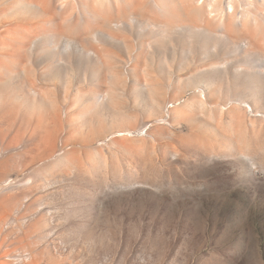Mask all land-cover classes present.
I'll use <instances>...</instances> for the list:
<instances>
[{"label": "rangeland", "instance_id": "obj_1", "mask_svg": "<svg viewBox=\"0 0 264 264\" xmlns=\"http://www.w3.org/2000/svg\"><path fill=\"white\" fill-rule=\"evenodd\" d=\"M248 1L239 0L241 10ZM78 15L84 18L79 7ZM229 50L222 73L186 77L182 96L173 93L177 74L167 67L178 55L150 53L154 75L170 87L155 115L145 108H153L145 87L131 89L133 61L124 53L123 104L104 103L105 128L90 120L87 142L80 131L68 146L64 132L47 156L25 153L24 144L2 149L8 171L0 172V185L12 182L0 190V259L22 249L36 264H264V61L248 58L262 73L255 82L253 72L234 71L243 59ZM80 65L83 77L90 62ZM212 81L222 86L223 111L240 107V118L209 125L193 112L191 123L167 116L177 98Z\"/></svg>", "mask_w": 264, "mask_h": 264}, {"label": "bare ground", "instance_id": "obj_2", "mask_svg": "<svg viewBox=\"0 0 264 264\" xmlns=\"http://www.w3.org/2000/svg\"><path fill=\"white\" fill-rule=\"evenodd\" d=\"M250 1L241 10L239 0H0V151L24 144L25 153L47 156L64 132L68 146L78 141L80 131L84 135L89 130L90 120L105 128V104H123L124 53L133 61L131 89L145 87L153 107L145 108L153 115L166 105L170 87L148 64L152 52L160 51L164 58L168 53L178 55L179 63L167 67L177 74L172 88L179 96L186 89L182 84L186 77L211 70L222 73V66L230 64V47L240 50L243 59L233 65L234 71L255 74L249 59L257 56L264 61V0L255 1V7ZM82 59L90 62L83 77ZM255 75V82L261 80L262 73ZM221 88L213 81L206 90L195 87L184 101L177 98L180 102L170 107L177 109L167 116L191 123L193 112L209 125L223 122L227 115L240 118V107L223 111ZM206 91L208 97L203 99ZM263 104L259 100L258 105ZM14 124L17 129L12 132ZM85 138L80 140L87 142ZM6 171L8 166L0 162V172ZM11 182L1 184L0 190ZM10 210L1 213L7 217ZM5 234L0 233V246ZM17 252V256L5 253L0 264H31L35 259L30 250Z\"/></svg>", "mask_w": 264, "mask_h": 264}, {"label": "built area", "instance_id": "obj_3", "mask_svg": "<svg viewBox=\"0 0 264 264\" xmlns=\"http://www.w3.org/2000/svg\"><path fill=\"white\" fill-rule=\"evenodd\" d=\"M17 255H18V254H17ZM17 255H15V256H17ZM20 256H21V255H20ZM13 257H14V256H12L11 258H13ZM21 257H22V256H21ZM11 258H10V259H11ZM10 261H12V263H14V262H15V261H13V260H10Z\"/></svg>", "mask_w": 264, "mask_h": 264}]
</instances>
